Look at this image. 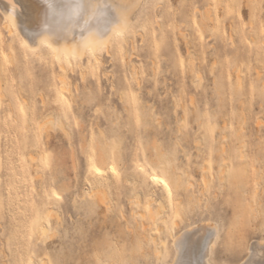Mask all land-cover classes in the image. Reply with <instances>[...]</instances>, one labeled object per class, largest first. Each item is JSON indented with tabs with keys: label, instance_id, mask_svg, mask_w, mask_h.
I'll return each instance as SVG.
<instances>
[{
	"label": "rangeland",
	"instance_id": "374dc122",
	"mask_svg": "<svg viewBox=\"0 0 264 264\" xmlns=\"http://www.w3.org/2000/svg\"><path fill=\"white\" fill-rule=\"evenodd\" d=\"M139 4L134 48L123 45L122 57L102 54L95 75L86 72L82 82L84 74L79 78L78 70L70 69L71 74L68 69L64 80L71 89H64L73 93L71 100L58 87L65 106L56 100L49 72L41 71L30 57L20 73H11L14 86L7 88L12 65L0 14L6 60L0 59L8 62L5 68L0 60L8 69V77H3L8 85L0 90V264H11V254L16 264H26L29 257L47 264H166L173 254L170 232L203 220L220 227L211 257L216 264H240L249 243L264 244L259 230L264 226V0ZM133 67L138 77L134 81ZM192 69L198 71L199 81ZM18 81L23 95L15 86ZM128 95L133 107L124 100ZM23 96L32 104L28 106ZM41 97L47 103L53 98L59 105L53 104L54 109L69 112L64 119L67 134L60 127L49 129L47 137L35 131L41 152L38 168L28 157L34 143L30 112L35 119L42 111L48 113L46 105L53 110L51 102L41 105ZM103 141L105 152L114 155L111 171L116 169L109 173L105 165L102 175L113 176L109 206L83 195L84 179L92 175L86 176L89 152H100ZM159 161L180 176L167 210L170 218L160 260L150 241L151 234L161 241L156 224L144 197L138 194L143 200L135 203L139 198L134 200L133 194L135 182L163 175ZM46 202L47 208L57 210L52 208L51 236L42 241L38 231L30 236L28 225L32 229ZM10 246L17 253H10Z\"/></svg>",
	"mask_w": 264,
	"mask_h": 264
},
{
	"label": "bare ground",
	"instance_id": "6f19581e",
	"mask_svg": "<svg viewBox=\"0 0 264 264\" xmlns=\"http://www.w3.org/2000/svg\"><path fill=\"white\" fill-rule=\"evenodd\" d=\"M141 1L142 0H0V14L3 20L2 27L4 26L3 28L4 31L6 29V31L8 32L7 36H8L9 44L7 45V48L10 53L9 54L10 56L9 55L7 56L10 58V59L8 58L10 60L9 64L12 65L10 66L11 67L10 74L8 73L10 77V79H8L10 80L9 82L10 85H8V83L3 82L5 81L4 78L8 76L4 75V72L6 71V69H4L2 65L8 62L5 63L4 61L6 59L2 58V56L4 57L3 47L5 45H4L2 33L0 32V57L1 59L4 60L2 61L0 59L2 62V65L0 62V90L4 91L2 88H6L4 86H7V85H8L7 88H12L14 86L12 83L13 77L11 73H14V76L15 74L20 73L21 67L27 66V63H28L27 57H30L32 60H37V62H39L40 64L39 67L41 68V71L49 72V76L51 80L50 82L51 84L49 85L51 86V88L53 87V89H55L54 91L58 95L57 96L58 99L56 98V100L57 101L59 100L62 104H64L63 106H65L66 102L62 98V94L60 93V91L64 90L63 91L64 93L69 92L66 89H64V87L66 86L69 87V84H70V82H66L67 80L66 81L64 80L66 79L64 77L65 72H67L68 69L69 71L70 69L71 70L75 69V71L78 70L79 78L83 74L85 75L86 72L88 74L89 71H92L91 73L95 75L94 72L96 73L97 69L100 66V59H101L102 54L106 56L108 55L118 56L119 55L120 57H122L121 50H122L123 45L129 46L131 49L134 48L133 33L135 32L134 25L136 24V22L134 24V14L136 11L135 9H137L136 7L138 5H141L139 4ZM49 5H51V7H49ZM137 12H138L137 14H139L140 11H137ZM137 14H135V18ZM46 24L48 25L47 31L44 30ZM161 30L163 31L162 28ZM231 30L234 33V29H231ZM162 31L161 33L165 32V31L164 32ZM121 32H123V34L118 35V33H121ZM142 33L143 32L141 30V34H140L141 38L143 36ZM148 33L149 32H145L144 35ZM161 39H163L162 35H161ZM186 39L188 40V38ZM41 40H47V42L51 46L44 47L40 43ZM187 40H186V43H189V41L187 42ZM190 44L191 46H194L192 42ZM25 45H27V47H25ZM53 49H55V51ZM131 53H133V51ZM110 56L109 58L111 59L112 57ZM114 58L116 59V57H113L112 60H114ZM189 64H190V69H191V62H189ZM132 69H133L132 70L133 81L138 80V77H136L137 73L136 75H134V72H135L134 69L136 68L133 67ZM191 71H193V69ZM70 73L72 74L73 71H70ZM197 73L198 71L196 72L195 70L194 78L196 81H199L200 77H199V74ZM17 78H18V75H17ZM84 78H86V75L82 77L80 81L81 82L84 81ZM125 82H126V79H125ZM237 82L239 85L241 84V79L239 76L237 78ZM137 83L140 85L138 81ZM125 84L127 85V82L124 83V85ZM139 85H138V88L140 87ZM15 86L18 88V90L23 89L22 83H20L19 81L18 83H16ZM86 86L87 88H89L88 87L89 84ZM58 87L60 91H58ZM128 88L129 87L127 86V90ZM68 89L70 90L71 88L69 87ZM49 90L48 92H53L51 91L52 89L50 91ZM97 91H98V88H97ZM19 92L22 93V90ZM40 92L42 91L40 90ZM74 92H76V90H74ZM42 93H41V96L43 95ZM72 94L67 95L68 97L70 95L69 100H71ZM48 97L50 98V95ZM122 97L120 96L119 98L123 99ZM52 99L53 98L47 101H50L52 104L50 102L48 103H50L49 105L53 107V104L55 102L56 104L58 103L54 99L52 101ZM130 99L132 102L133 99L131 98V96L129 97V95L126 99L124 98V100H127V101H129ZM32 100L34 101V99ZM40 100H41V105L45 106V104L47 103L45 101V98L41 97ZM127 101L125 102L130 105L131 102L129 101L130 102L129 103ZM25 102H27V105L32 104L31 101H29L28 103V100L26 99H25ZM56 104H54L55 107L59 106ZM131 105L133 107L132 103ZM125 106L127 107V105ZM125 106H124V109L125 110L128 109ZM30 107L33 108V106H30ZM49 107L46 105L47 109H45V111H47L48 113L46 112L44 113V111H42V113L38 115L35 119L32 116L33 115V113H31L32 111L30 112L31 117L29 119L30 122L28 121L29 122L28 124L32 122L31 124L33 125L32 126L30 125V127H33V126L35 127L36 125L35 129L34 127L33 129L31 128L32 130L31 132L34 134L35 131H37L38 133H41L47 137L49 129H55V127H58V128L60 127L62 131L67 134V130L64 126L65 125L64 119L66 120L68 118L66 115V112L68 113L69 111L65 112V110L62 109L64 107L61 108L62 109L61 112H60V108H58L59 110L57 109L59 111L58 112L56 108L54 109V107H53V110L50 111L51 107L50 108ZM41 109L44 110L43 107ZM132 109L130 111L131 113L129 112L128 114H132L134 112L135 109L134 110ZM99 132L101 133V137L104 140V136H102L103 131H99ZM100 133H98V135ZM33 134H31L30 137L32 138L34 137V140L32 141L34 143L32 144L33 145L31 147L32 149L30 148L31 150L28 153V157H29L30 163H34V166H36L37 161L40 159L41 152H40V147H39L40 145L36 137L37 133H35L34 136ZM105 144H106L105 142L102 144V147L100 148V152L98 153H95L93 151L89 152V159L87 160V162L89 163V165H87L89 167V174L87 170L86 176L90 175V173H92V175L84 179L85 183L86 182L87 183L84 188L83 195H85L87 198L95 200L98 203H102V204H105L106 206H109L111 204L110 179L113 176L111 178H108L109 176H111L112 173L110 175L107 174L108 177L106 176L105 178L102 175L104 172L106 173L109 170L111 171L112 160H113L114 155L112 153L105 152L104 150ZM38 163H40V161H38ZM113 164H115V161ZM158 164H159V167L163 175L161 177L157 176V178L158 179L166 178L167 183H169L170 185L171 192L177 191L180 185V176L176 172H174L165 161H159ZM105 165H107V169H108V170L106 169L107 171H105L104 169ZM38 166L39 164L36 167ZM94 169H98V171ZM89 177L90 178L92 177V179H90ZM152 177L153 175L149 176L147 182L145 183L135 182V184L137 185L135 186L136 189L134 190L135 192L133 193L135 196L134 195L133 196H134V200L139 198L138 200L134 201L135 203L140 200L141 196L144 197V204L148 208L151 219L156 224V231L158 232V239H160L161 241L160 242L157 241V236L155 234H151L150 241L153 243V251H154L156 258L160 260L162 259L163 254H164V242H165L164 232H165L168 220L170 218V213L167 210H168V206H170L171 199L169 198V189H165L162 184L156 183V181H154ZM114 179L115 178H113V182L116 183L115 184L116 187H114V189H116L118 188L117 186L118 183ZM127 180L132 181L129 178H127ZM157 186H158V189H156ZM138 194H140L141 196H138ZM141 200H143V198ZM48 204L49 203L46 202L45 205H42L43 206L42 208L41 207L39 208L41 210L44 209V212H41L39 210L40 212L38 213H41V214H39L38 217L35 219L34 223L32 224V229H31L30 224L28 225L30 227L29 231L31 230L30 231L31 233H29L30 236L32 235L33 230L35 233L38 231L39 234L38 233L37 234L40 235L39 238L41 237L43 238L42 241H44V237L46 239V237H48L49 235L51 236V233H52L51 232L49 234V232L51 231V227L49 223H50V217L52 216V213H53L52 208H55V207H51L50 205L48 208H51V209H48L47 208ZM55 209L57 210V208ZM57 213L59 214V212ZM57 215L55 214L56 218H58ZM177 215H178V212L175 211L174 217ZM29 219L30 218H28V222L30 221ZM42 219H44L45 221L44 220L42 221ZM41 221L46 222V224L42 223ZM203 222L205 223L201 222L197 224L198 222H195V224H197L196 226L194 223L188 224L187 226L179 229L175 234H172L170 232V237L173 242V254L169 262H167L166 264H216L211 257L214 251V247L212 245L213 244L215 245L217 241L216 238L218 237V233L220 231L218 230L219 225L218 223L214 221L210 222V221L203 220ZM37 234L36 236H38ZM207 234H208V237L205 238ZM12 236L14 238V234ZM34 236L35 235H33V237ZM13 238L10 236L11 240H14ZM209 240L212 241V244L209 243ZM260 241L264 242L263 240H260ZM10 242L12 243L13 241H10ZM14 245L13 247L14 248L16 247L17 249V246H14ZM13 247H11L12 250L10 253H13L15 251V250L13 251ZM10 256H12V258L10 259L11 264L13 263L16 264L15 263L17 261L16 257H14L13 254H11ZM244 258L242 262L239 260L241 262L240 264H264V244L259 241L249 243L246 247V255ZM26 264H47V262L44 259L34 260L32 259V257H29L26 261Z\"/></svg>",
	"mask_w": 264,
	"mask_h": 264
},
{
	"label": "snow or ice",
	"instance_id": "6c2138e0",
	"mask_svg": "<svg viewBox=\"0 0 264 264\" xmlns=\"http://www.w3.org/2000/svg\"><path fill=\"white\" fill-rule=\"evenodd\" d=\"M49 7H51V5H49ZM47 28H48V25L46 24L44 30L47 31ZM122 34H123V32L118 33V35H122ZM40 43H41V45H43L44 47H50V46H51V45H49V43L47 42V40H41ZM25 47H27V45H25ZM53 50L55 51V49H53ZM94 170L98 171V169H94ZM113 171L115 172L116 169L114 168ZM152 179H153L154 181H156V183H158V184H162V185L164 186L165 189H169V198L171 199L172 192H171V189H170V185H169V183H167V181H166V178H165V179H158V178H157V175H153ZM53 195H55V197H56L57 200L61 199L60 195H58V194H56V193H53ZM259 230H260V232H261L262 237H264V226H261V228H260ZM209 243L212 244V241L209 240ZM212 246L215 247L214 244H213ZM57 264H63V262H57Z\"/></svg>",
	"mask_w": 264,
	"mask_h": 264
}]
</instances>
